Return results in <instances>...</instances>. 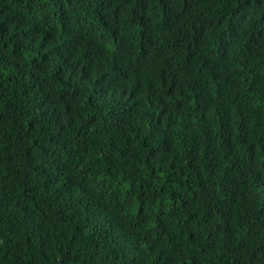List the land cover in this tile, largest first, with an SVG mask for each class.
Instances as JSON below:
<instances>
[{"label":"trees","instance_id":"obj_1","mask_svg":"<svg viewBox=\"0 0 264 264\" xmlns=\"http://www.w3.org/2000/svg\"><path fill=\"white\" fill-rule=\"evenodd\" d=\"M0 264H264V0H0Z\"/></svg>","mask_w":264,"mask_h":264}]
</instances>
